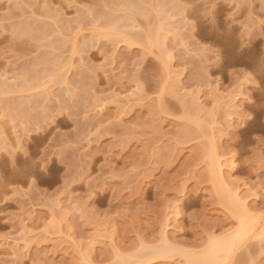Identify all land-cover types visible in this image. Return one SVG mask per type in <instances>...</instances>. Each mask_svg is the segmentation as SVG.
Returning <instances> with one entry per match:
<instances>
[{
  "label": "rangeland",
  "instance_id": "rangeland-1",
  "mask_svg": "<svg viewBox=\"0 0 264 264\" xmlns=\"http://www.w3.org/2000/svg\"><path fill=\"white\" fill-rule=\"evenodd\" d=\"M262 60L264 0H0V264H264Z\"/></svg>",
  "mask_w": 264,
  "mask_h": 264
},
{
  "label": "bare ground",
  "instance_id": "bare-ground-1",
  "mask_svg": "<svg viewBox=\"0 0 264 264\" xmlns=\"http://www.w3.org/2000/svg\"><path fill=\"white\" fill-rule=\"evenodd\" d=\"M219 171V170H218ZM220 188V187H219ZM227 198V197H226ZM237 200V199H236ZM224 201V200H223ZM228 203V202H227ZM224 205V204H223ZM227 206V205H226ZM233 213V212H232ZM234 214V213H233ZM245 225V224H244ZM247 227V226H246ZM262 234H264V233H262ZM224 236V235H223ZM226 237H229V236H224V238H222V239H219V240H217V241H214V242H212L211 243V240L209 241L210 242V244L209 245H207L206 247H209V248H207L206 249V247H205V251L204 252H201L200 254L198 253L197 254V256L196 255H194L193 257L194 258H186V259H188V261L190 262L189 264H191V263H196V264H220V262H219V256L221 255V253L222 252H224V251H228L229 249H230V246L232 245L231 243H233V242H235V240L232 238V236H231V234H230V237L229 238H226ZM233 240H232V239ZM231 239V240H230ZM233 241V242H232ZM167 246V245H166ZM164 244H163V246H161V248H160V250H158V251H162L161 253H160V255H157L158 256V258H159V256L161 257V256H163V254H164V257H166L165 256V254H169L170 252H171V250L172 249H170V248H168V249H170V252H168L169 250H167L166 252H165V250L167 249H165V247H166ZM163 247V248H162ZM168 247V246H167ZM172 248V247H171ZM157 249H158V247H157ZM163 249V250H162ZM155 250V252H158L156 249H154ZM164 251V252H163ZM168 252V253H167ZM162 254V255H161ZM222 256V255H221ZM220 256V257H221ZM190 259H192V260H190ZM221 260V259H220Z\"/></svg>",
  "mask_w": 264,
  "mask_h": 264
},
{
  "label": "snow or ice",
  "instance_id": "snow-or-ice-1",
  "mask_svg": "<svg viewBox=\"0 0 264 264\" xmlns=\"http://www.w3.org/2000/svg\"><path fill=\"white\" fill-rule=\"evenodd\" d=\"M260 70L262 73H264V60L261 62Z\"/></svg>",
  "mask_w": 264,
  "mask_h": 264
}]
</instances>
